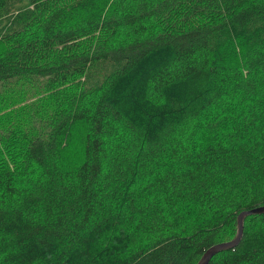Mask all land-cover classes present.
Masks as SVG:
<instances>
[{
	"label": "trees",
	"instance_id": "16d2710c",
	"mask_svg": "<svg viewBox=\"0 0 264 264\" xmlns=\"http://www.w3.org/2000/svg\"><path fill=\"white\" fill-rule=\"evenodd\" d=\"M260 207L264 0H0V264H198ZM207 264H264V213Z\"/></svg>",
	"mask_w": 264,
	"mask_h": 264
},
{
	"label": "rangeland",
	"instance_id": "374dc122",
	"mask_svg": "<svg viewBox=\"0 0 264 264\" xmlns=\"http://www.w3.org/2000/svg\"><path fill=\"white\" fill-rule=\"evenodd\" d=\"M241 70H244V71H246V69L245 68H242L241 67ZM20 89H21V91H22V86L20 87ZM20 91V92H21ZM243 97H244V100H240V97L239 96H236L235 98H234V105H235V107H241V109H238V110H235V111H233L232 112V114L229 116V117H235L237 114H239L240 112L239 111H242V112H246L248 109H250V108H252V107H255L256 106V104H257V100H256V98H255V96H254V93H244L243 94ZM224 101H222V102H220V103H218V104H215L214 106H212V107H210V111L208 112V114H209V116H208V120H205L204 121V124H208V126H209V129H211V128H213V127H215V126H211V125H213V124H215L214 122H212V119L213 118H215L216 119V121H218V119L217 118H219L220 117V115L221 114H223L224 112H225V105H224ZM3 111H7V112H5V118L3 119V121H2V123H1V125L2 124H8V120H12V119H18L20 116H22V114L21 113H16V110H3ZM241 114V113H240ZM244 114V113H243ZM217 117V118H216ZM221 119H222V117H221ZM224 119V118H223ZM221 122V121H220ZM219 122V123H220ZM217 123V122H216ZM218 123V124H219ZM217 124V125H218ZM198 129V126L197 127H193L192 125L190 126V128H189V130H188V133H189V135H190V138L193 140V139H195V140H200V141H202V140H205L206 138H208L207 137V133H206V130H197ZM169 133V132H168ZM167 133V134H168ZM172 135V134H171ZM193 135H195V136H193ZM173 136V135H172ZM167 137V135L165 136V138ZM165 138H164V140H165ZM167 140V139H166ZM171 140V139H170ZM169 140V141H170ZM168 141V140H167ZM73 144V143H72ZM73 146L74 147H77L76 146V144H73ZM72 151H74V152H77L78 153V151H79V149L77 148V149H71ZM137 150L138 149H135L134 151H130L129 152V156H130V158H131V165H134V163H135V159H136V157H135V154H137ZM107 166H108V163H107V161L104 163V167H106L105 168V171H108L107 170ZM126 166V165H125ZM144 175V177H152L153 175H152V169H146V171H144V172H142V174H141V176H143ZM132 180L133 181H136V178L135 177H131V180H127L126 182H124V184L122 185V187H117V186H114V187H112L111 189H109L107 192H108V194H111L112 192H118V194L119 193H121V194H126V193H129V192H133V191H139V193H141L142 192V188H143V186L146 184V180H143V179H138L135 183L134 182H132ZM117 194V195H118ZM139 197L142 199V197L140 196V194H139Z\"/></svg>",
	"mask_w": 264,
	"mask_h": 264
},
{
	"label": "water",
	"instance_id": "95a60500",
	"mask_svg": "<svg viewBox=\"0 0 264 264\" xmlns=\"http://www.w3.org/2000/svg\"><path fill=\"white\" fill-rule=\"evenodd\" d=\"M263 214L264 213V207H260L254 210H249V211H244L242 213H240L238 215L237 218V234L236 237L228 242H224V243H220L217 244L213 247H211L200 259V261L198 262V264H207L209 262V260L218 252L223 251V250H227V249H232L233 247H235L236 245H238V243L241 240L242 237V233H243V222L244 219L248 216L254 215V214Z\"/></svg>",
	"mask_w": 264,
	"mask_h": 264
}]
</instances>
